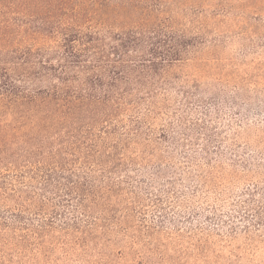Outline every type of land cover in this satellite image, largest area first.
I'll return each mask as SVG.
<instances>
[{"label":"trees","instance_id":"obj_1","mask_svg":"<svg viewBox=\"0 0 264 264\" xmlns=\"http://www.w3.org/2000/svg\"><path fill=\"white\" fill-rule=\"evenodd\" d=\"M160 14L0 0V264H158L148 214L168 199L179 264L264 226V42L254 66L223 62L221 37Z\"/></svg>","mask_w":264,"mask_h":264},{"label":"rangeland","instance_id":"obj_2","mask_svg":"<svg viewBox=\"0 0 264 264\" xmlns=\"http://www.w3.org/2000/svg\"><path fill=\"white\" fill-rule=\"evenodd\" d=\"M147 3L161 7L159 18L165 19L162 21L167 25L180 29H202L209 36L214 34L221 37L217 51L219 57L225 59L223 62L233 59L246 61L254 66L253 63H258L262 55L258 44L264 42V0H147ZM251 32L258 34V37ZM243 68L235 69L245 71L248 67ZM182 69L185 72L205 75V70L201 68L183 67L180 70ZM182 204L179 205V199L164 200L161 208L152 205L153 209L148 214L150 221H164L163 229L151 232L145 245L153 261L158 264H168L167 260L171 261V257L174 258L172 263L179 264V246L189 245L191 239L181 240L179 236V211L184 208ZM194 240L198 242L199 239ZM207 241L211 250L204 253L209 254L210 259L215 261L211 264H264L263 225H257L250 232H240L236 238L231 239L211 233ZM193 252L192 249L187 250L188 254ZM132 254L117 255L113 263L108 264H130ZM97 264L104 263L101 260Z\"/></svg>","mask_w":264,"mask_h":264}]
</instances>
